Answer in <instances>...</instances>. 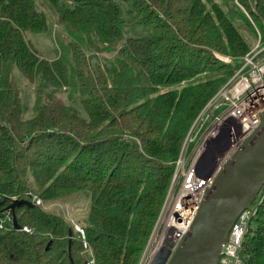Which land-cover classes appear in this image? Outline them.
<instances>
[{
    "label": "trees",
    "instance_id": "1",
    "mask_svg": "<svg viewBox=\"0 0 264 264\" xmlns=\"http://www.w3.org/2000/svg\"><path fill=\"white\" fill-rule=\"evenodd\" d=\"M46 1L69 37L51 60L26 38L49 30L37 1L0 0V218L32 202L14 212L35 229H0V264H140L190 127L251 48L233 17L264 36V0ZM15 68L75 86L80 111L47 96L24 119ZM84 192V235L34 201ZM251 208L240 257L264 264V186Z\"/></svg>",
    "mask_w": 264,
    "mask_h": 264
},
{
    "label": "built area",
    "instance_id": "2",
    "mask_svg": "<svg viewBox=\"0 0 264 264\" xmlns=\"http://www.w3.org/2000/svg\"><path fill=\"white\" fill-rule=\"evenodd\" d=\"M69 4L70 1H67ZM255 44L241 59V66L202 108L190 127L177 160L171 184L140 264H148L166 244L175 254L188 236L205 194L232 156L261 124L264 112V36L254 25ZM229 63L231 59L221 57ZM40 205L39 199H34ZM256 209L244 211L227 241L217 264H245L240 257L243 240ZM0 229H14L12 213L0 218ZM82 235V228H76ZM20 231L34 234L29 225ZM87 248V244H84ZM93 259L88 264H93Z\"/></svg>",
    "mask_w": 264,
    "mask_h": 264
},
{
    "label": "water",
    "instance_id": "3",
    "mask_svg": "<svg viewBox=\"0 0 264 264\" xmlns=\"http://www.w3.org/2000/svg\"><path fill=\"white\" fill-rule=\"evenodd\" d=\"M264 186V112L261 124L232 156L205 194L181 246L171 257L166 244L148 264H217L222 245L239 216L250 208ZM32 202L14 201L10 206L15 230H20L16 207ZM72 232H70V236Z\"/></svg>",
    "mask_w": 264,
    "mask_h": 264
},
{
    "label": "rangeland",
    "instance_id": "4",
    "mask_svg": "<svg viewBox=\"0 0 264 264\" xmlns=\"http://www.w3.org/2000/svg\"><path fill=\"white\" fill-rule=\"evenodd\" d=\"M39 9L44 11L49 18V30L42 33H26L27 40L32 44L38 54L45 59H56L60 53V48L63 45H67L69 37L66 34L65 28L56 22L55 15L51 6L48 5L46 0H36ZM237 3V1H235ZM234 22L238 26L242 36L246 40L247 44L252 47L256 42L254 32L246 26L242 20L238 17H233ZM134 34H141L140 31ZM91 60H102V55L97 51H90L86 49L84 51ZM224 61V60H223ZM15 81L21 91V97L24 103L23 118L30 119L36 115L35 106L38 99L44 101L47 96H53V98L60 100L66 105L69 110L79 112L80 111V94L78 89L73 86H64L61 89L55 91L49 84L43 83L37 79L34 82H28V80L22 75L18 68L14 70ZM37 196L34 197L36 199ZM41 200V199H40ZM41 206H44L47 210L61 214L66 220L76 228H82V225L91 224L89 218V205L90 195L88 192H84L79 195L63 196L57 202L44 205L41 201Z\"/></svg>",
    "mask_w": 264,
    "mask_h": 264
}]
</instances>
